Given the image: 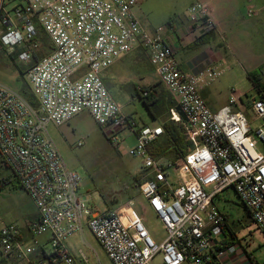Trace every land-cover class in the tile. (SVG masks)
Segmentation results:
<instances>
[{
	"label": "built area",
	"instance_id": "1",
	"mask_svg": "<svg viewBox=\"0 0 264 264\" xmlns=\"http://www.w3.org/2000/svg\"><path fill=\"white\" fill-rule=\"evenodd\" d=\"M138 4L0 0V49L24 64L36 100L31 104L0 84V168L10 172L38 211V218L26 225L28 247L17 225L0 227L2 259L27 260L39 247L36 238L48 235V264H77L65 241L86 226L112 264H152L156 257L159 264H223L237 254V246L222 242L225 216L212 200L227 189L264 236V98L251 99L246 113L237 108L239 99L231 89L226 105L210 110L199 90L223 69L180 70L166 27L144 28L133 15ZM186 13L193 29H214L206 4L191 3ZM254 15L249 8L247 16ZM38 27L50 47L40 40ZM136 49L146 52L159 82L187 119L182 121L175 109L169 118L183 123L191 143L176 163L155 158L149 150L163 135L162 126L125 115L103 82L102 72ZM139 94L147 97L150 90ZM82 111H88L112 144L125 140L119 136L124 130L135 138L128 154L142 160L138 191L162 225L160 241L151 237L132 200L118 210L98 212L79 193L81 178L64 164L48 126L67 124ZM83 144L81 140L76 146Z\"/></svg>",
	"mask_w": 264,
	"mask_h": 264
},
{
	"label": "rangeland",
	"instance_id": "2",
	"mask_svg": "<svg viewBox=\"0 0 264 264\" xmlns=\"http://www.w3.org/2000/svg\"><path fill=\"white\" fill-rule=\"evenodd\" d=\"M194 1L139 0L137 8L142 20L138 21L146 29L165 27L169 22L182 20L185 8ZM235 2H237L235 5L237 22L231 29L224 31L221 48L218 47L221 56L218 66L223 69V74L210 86L221 97L229 96L231 89H234L233 95L239 99L238 109L249 113L250 100L259 97V92L248 75L257 79L264 95V0ZM249 8L258 12V16H247ZM38 34L42 42L47 40L40 27ZM137 56L139 58H136L135 54L129 55L123 61L113 64L103 73V77L106 88L121 106L122 112L125 115L131 114L130 116L141 122L151 119L144 100L138 95L147 87L139 85L138 88L136 87L139 91L137 93L134 84H155L157 78L153 73V67L147 61L146 52L142 50ZM14 57L15 55L10 57L0 49V84L21 92L26 86L28 87V83L24 74V64L15 62ZM134 57L139 63L138 70L132 68L131 61ZM255 124L258 122L252 126L254 127ZM48 132L66 167L80 176L79 193L87 197L91 209L118 210L132 200L136 208H141L144 223L151 237L157 241L164 237V230L159 220L151 210L144 209L140 205L144 200L139 194L134 177L142 170V160L128 154V150L135 145V138L127 130L119 134L125 140L114 145L88 111H82L67 124L59 127L49 125ZM81 140L84 141L83 146L77 147V142ZM0 182L3 183H0V187L3 186L0 189V226L15 224L20 228L24 220L21 209L26 210L28 205H33L7 169L0 168ZM215 203L227 214L229 225L239 241L247 246L258 263H264V236L256 229L233 190L228 189L220 193V198L218 201L215 200ZM47 239L48 235L36 238L39 243L38 248L43 251L38 252L41 258L40 264H48L44 256L50 248ZM30 244L28 239L27 247ZM65 245L75 257L77 264H112L86 226L81 232L71 234L66 239ZM79 251H82L87 259L86 263L80 260ZM6 260H11L10 264H16L13 262L15 259L1 257L0 264H6ZM152 264H159V257H156Z\"/></svg>",
	"mask_w": 264,
	"mask_h": 264
},
{
	"label": "crops",
	"instance_id": "3",
	"mask_svg": "<svg viewBox=\"0 0 264 264\" xmlns=\"http://www.w3.org/2000/svg\"><path fill=\"white\" fill-rule=\"evenodd\" d=\"M236 0H195L194 2H202L206 4L209 7L211 18L214 22V29L211 32H203L193 29L188 21H187V8L191 4H189L184 11V18L180 20L179 22H169L166 27V33L165 36L168 40V43L172 47L175 60L178 64V67L180 70H182L185 73H191L195 74L205 68L208 67H219V61H220V53L218 51V47L221 48L222 40L224 36V31L227 29H231L235 22H237V13L235 9V5H237ZM192 2V3H194ZM251 8V7H250ZM133 15L138 19L142 20V16L140 14L139 9L137 6L133 9ZM258 16V12L254 16ZM252 16V17H254ZM141 49H136L129 54L123 56L121 59H119L117 62L123 61L126 59L129 55L135 54V57L137 58L139 53L141 52ZM135 57L133 58L132 62V68L138 70L140 69L138 61L135 60ZM139 58V57H138ZM147 58V56H146ZM140 60V59H139ZM147 61L149 62V59L147 58ZM114 63V64H115ZM150 63V62H149ZM112 66V65H111ZM110 66V67H111ZM152 66V65H151ZM108 69V68H107ZM107 69L105 71H107ZM102 72V79L104 82V77ZM153 73L155 77L157 78V81L154 83H148V84H142L141 83H135L134 86L138 87L143 86L147 87V89L154 92V95L157 97L159 96V92H164L163 89L164 86L159 82L158 76L153 68ZM143 80V78L141 79ZM106 86V85H105ZM108 90V89H107ZM199 94L202 97V99L205 101L207 106L210 110L216 111L222 106L226 105L228 96L221 97L218 92L212 88L210 85L203 87L199 90ZM258 96H262L264 98L263 93H259ZM253 99V98H252ZM239 106H237L238 108ZM175 108L170 109L168 112H165L161 116H153L151 115L150 120H141V124L149 125V126H162V124L167 121L170 116L172 115V111H174ZM242 110V109H239ZM131 115V114H127ZM166 134L164 133L156 142L151 144L152 146H155L158 142H160ZM141 172H139L140 174ZM8 179V177L6 176ZM19 186V185H18ZM5 187V186H4ZM3 188V187H2ZM228 190V189H227ZM24 195H26L27 199H30L33 206H29L26 208V210L21 209L22 212V218L23 225L20 227V235L21 239L27 244L28 239H30V235L28 234V231L26 229V225L28 222L36 220L38 218V211L31 200V198L23 192ZM220 198V194L213 198L212 203L215 205L219 211H221L225 216V224L223 226V238L222 242L228 243L229 241L233 240V243L230 245H236L237 246V254L235 256L229 257L227 260L223 262V264H264V263H258L256 259L253 257L252 252H250L247 249V246H244L236 236L233 228L229 225V219L227 214L222 211L218 204L215 203V200L218 201ZM29 202V200H28ZM141 207L148 208L145 204V202L140 204ZM94 210V209H92ZM111 210V209H109ZM137 210H141L140 207L137 208ZM96 211V210H94ZM98 211V212H104ZM246 211V210H245ZM248 217L250 218L248 212L246 211ZM143 215V214H142ZM251 219V218H250ZM252 221V220H251ZM254 224V223H253ZM255 225V224H254ZM1 227V226H0ZM256 227V226H255ZM257 229V228H256ZM258 230V229H257ZM259 231V230H258ZM231 232L234 233V235L231 237ZM39 251H42L41 248L37 249L36 252L31 254L27 260H15L14 263H20V264H40L41 258L39 256ZM43 252V251H42ZM70 252V251H69ZM71 253V252H70ZM13 259V258H9ZM21 261V262H19ZM11 260H6V264H10Z\"/></svg>",
	"mask_w": 264,
	"mask_h": 264
},
{
	"label": "trees",
	"instance_id": "4",
	"mask_svg": "<svg viewBox=\"0 0 264 264\" xmlns=\"http://www.w3.org/2000/svg\"><path fill=\"white\" fill-rule=\"evenodd\" d=\"M44 46L50 47L48 39L43 42ZM248 78L252 82L253 86L258 90L259 93L262 92L260 84L257 82V79L254 76L248 75ZM136 90V87H135ZM149 90V89H148ZM165 90V89H164ZM138 93V91L136 90ZM20 94L31 104H36V100L30 88L26 86ZM140 96V94L138 93ZM144 102L149 112L153 116H161L165 112H168L170 109H173L177 106L176 100L165 90V92L160 93L159 96H155L154 92L150 90V94L147 97L140 96ZM164 133L166 134L164 138L158 142L155 146H152L151 143L149 150L155 158H165L171 162H177L179 159L184 157L191 148V143L187 140L184 125L183 123H176L168 119L162 124ZM163 133V134H164ZM141 173L137 174L134 177L136 186L138 187L139 179ZM1 183V182H0ZM3 184V183H1ZM3 186L0 187V189ZM224 230V229H223ZM234 233L231 232V237ZM233 243V240L225 243V245H230ZM44 256L47 259L46 254Z\"/></svg>",
	"mask_w": 264,
	"mask_h": 264
},
{
	"label": "water",
	"instance_id": "5",
	"mask_svg": "<svg viewBox=\"0 0 264 264\" xmlns=\"http://www.w3.org/2000/svg\"><path fill=\"white\" fill-rule=\"evenodd\" d=\"M175 111L178 114V116L180 117V119L182 121L186 122L187 119L178 106L175 107Z\"/></svg>",
	"mask_w": 264,
	"mask_h": 264
}]
</instances>
